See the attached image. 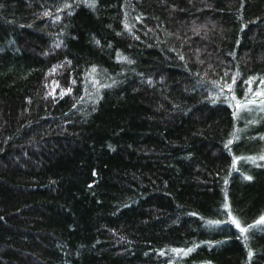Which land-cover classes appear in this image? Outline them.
Wrapping results in <instances>:
<instances>
[{
  "label": "trees",
  "instance_id": "16d2710c",
  "mask_svg": "<svg viewBox=\"0 0 264 264\" xmlns=\"http://www.w3.org/2000/svg\"><path fill=\"white\" fill-rule=\"evenodd\" d=\"M262 220L264 0H0V264H264Z\"/></svg>",
  "mask_w": 264,
  "mask_h": 264
},
{
  "label": "snow or ice",
  "instance_id": "6c2138e0",
  "mask_svg": "<svg viewBox=\"0 0 264 264\" xmlns=\"http://www.w3.org/2000/svg\"><path fill=\"white\" fill-rule=\"evenodd\" d=\"M229 87H230V86H229ZM258 95H259V93H258ZM251 102H252V103H255V101H251ZM238 106H239V105H238ZM262 222H264V220H262ZM233 223H235L237 227H240L239 222L236 221L235 218H233ZM240 230H241V232H245V231H247V229H245V228H241ZM189 251H191V250H189Z\"/></svg>",
  "mask_w": 264,
  "mask_h": 264
}]
</instances>
